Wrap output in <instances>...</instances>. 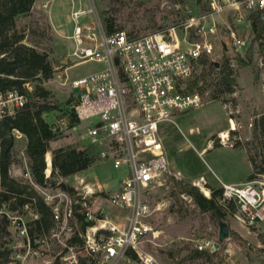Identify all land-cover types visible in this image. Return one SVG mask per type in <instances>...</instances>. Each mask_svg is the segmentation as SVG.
I'll list each match as a JSON object with an SVG mask.
<instances>
[{"label":"rangeland","instance_id":"obj_1","mask_svg":"<svg viewBox=\"0 0 264 264\" xmlns=\"http://www.w3.org/2000/svg\"><path fill=\"white\" fill-rule=\"evenodd\" d=\"M81 1L84 7L88 8L87 0ZM89 1L97 7L104 27L105 12H108L116 27L119 26L121 31L135 37L178 25L186 19L189 9H195L194 0ZM45 4L47 0H36L31 15L18 20L17 30L25 34L26 45L36 47L38 51L50 55L56 72L53 80L45 83V87L55 96L58 105L66 106L73 96L71 82L98 72L103 66L91 61L80 63L67 57L74 49V42L70 43L68 39L74 26L70 16L72 10L70 0H53L47 8L44 7ZM77 7L79 8L78 4ZM257 43L254 35L250 34L246 49L238 52L228 51L237 69L234 95H222L218 99H213L216 78L211 73L205 79L202 94L208 104L197 110L177 114L171 122L161 125L160 137L166 149L170 168L169 172L163 175L160 184L144 193V200L150 205L152 215L144 221L149 229L141 239L138 251L123 250L115 257H110L104 250L93 253L89 246L99 245L108 236L104 233L108 231L97 230L94 238L93 227L77 236L83 242L84 250L79 244L74 243L70 246L68 241L77 233V225L71 223L72 217L69 216V212L71 206L78 201H73L59 188L36 186L53 207L60 209L65 220L56 223V230L49 237L50 242L42 244L40 254L34 257L28 255L22 260L23 263L52 264L56 258H60L59 255L65 254L64 259L68 264H80L81 260L85 264H145L146 257H152L155 264H264V243L261 239L264 238V201L252 208L253 215L242 212L237 204V213L225 220L230 226V237L215 252L217 255L213 263L201 259L187 260L190 251L197 249L204 240L218 241L219 220L211 213L201 211L192 198L183 193L182 186L176 183L182 181L197 186L196 183L204 179L201 183L210 193L209 186L215 189L222 188L220 180L225 183L248 182L247 177L253 171L248 156L254 153L257 145L253 139L255 125L258 129L259 143L264 142V60L262 64ZM220 44L221 40L218 48ZM220 53L219 49L218 54ZM238 58H242L245 64H240ZM65 70L67 75L63 74L62 79H59L58 76ZM203 73L204 69L200 68L193 79H202L200 76ZM207 74L206 71L205 76ZM221 99L229 103L235 99L237 104L233 109L231 103L232 110L225 109ZM58 114L59 112H53L46 119L50 123L58 122L60 121L57 118ZM230 119L236 123V129L232 131ZM83 125L79 124L76 129L62 132L61 139L53 142L50 148L54 150L66 145L77 148L90 147L82 138ZM222 132H227L230 140L228 144H232L233 147L222 145L219 137ZM211 139L221 147L214 148ZM237 141L242 144V148L234 147ZM208 142L212 145L201 156L199 153ZM25 145V138L16 139L14 150L16 163L12 165L10 174L16 179L32 182L26 175L28 163L26 166L22 156ZM47 175L46 173V177ZM125 176L122 171L116 170L111 162L99 160L90 171L59 181L72 186L77 193L79 192L76 195L78 197L84 187L79 182L84 179L85 185L99 193L86 198L91 201L92 207L89 212L92 219L95 222L102 220V223L110 221L122 230L131 212L113 206L110 198L118 193L121 180ZM201 176L204 178L197 181ZM256 181L260 187L261 183L264 184V177ZM97 182L109 184L107 190L99 191L95 184ZM197 188L205 196L200 187ZM32 212L20 208L17 213L10 216L18 215L27 223L32 219ZM97 224L98 222L95 227L99 225ZM232 231L237 232L243 241L233 239ZM114 235H119V232ZM18 243L21 247L24 246L22 239ZM130 252L136 254V260L128 257ZM49 261L51 263H48ZM62 261L65 262L64 260L60 262Z\"/></svg>","mask_w":264,"mask_h":264},{"label":"built area","instance_id":"obj_2","mask_svg":"<svg viewBox=\"0 0 264 264\" xmlns=\"http://www.w3.org/2000/svg\"><path fill=\"white\" fill-rule=\"evenodd\" d=\"M52 1L47 0L44 7L47 8ZM70 2L74 29L72 37L68 39L73 40L74 49L67 57L80 63L95 62L103 68L71 82L73 96L68 105L62 107L64 111H57L60 121L51 124L54 131L61 133L84 124L82 138L89 143L88 148L95 151L100 161L111 162L116 170L126 175L121 180L118 193L110 198L113 206L131 212L122 230L110 221L102 223V220H96L99 225L95 227L96 222L89 212L91 201L86 199L95 191L85 185L84 179L79 182L84 186L80 192L82 196H78L83 208L80 212L95 222L94 238L97 230L108 231L104 232L108 233L104 241L96 245L93 239L96 246L89 248L93 253L104 250L110 257H115L123 250L138 251L141 239L148 233L149 228L144 221L152 215V209L144 200V193L160 184L170 168L160 137L161 125L171 122L177 114L208 104L202 95L205 79L211 73L217 79L225 60L230 62L235 77L237 69L228 51L246 49L250 34L257 39L263 64L264 0H201L198 5L194 0L195 9H189L188 16L181 23L140 37L130 36L125 31L108 34L94 3L87 0L86 8L81 0ZM204 6L206 10H202ZM253 14L260 15L261 19L257 31H253ZM205 62L208 74L204 80H198L201 90L191 92L189 82L197 70L204 69ZM216 63L218 67L214 65ZM66 73L65 70L58 78L62 79ZM26 102V97L18 91L0 93V121L14 116ZM231 103H225L224 108L232 110ZM71 111L75 113L76 122L71 119ZM219 137L223 146L229 145L228 137ZM14 138L24 136L15 132ZM229 146L233 147L232 144ZM22 156L27 166L24 151ZM50 173L47 177H50ZM26 175L32 181L29 168ZM257 183L256 180L242 185L221 182L223 199L235 200L242 212L253 215L252 208L264 201V184L258 187ZM95 184L101 192L108 188V185ZM22 209L32 212L28 205ZM54 212L58 224L65 220L59 208L54 207ZM32 213V219L26 223L18 215L10 216L12 213L7 211L5 204L0 207V264H25L22 260L28 255H39L42 244L50 242L49 237L55 228L43 237L30 235L31 224L39 219L37 214ZM72 215L71 206L69 216ZM5 227L6 230H3ZM116 232L119 235H114ZM20 239L24 241L23 247L18 243ZM213 245V241L204 240L197 249L206 251ZM81 247L85 249L84 244ZM64 256L59 255L60 258H56L52 264L58 259L65 261ZM61 263L68 264L66 261ZM155 263L152 257L145 258V264Z\"/></svg>","mask_w":264,"mask_h":264},{"label":"trees","instance_id":"obj_3","mask_svg":"<svg viewBox=\"0 0 264 264\" xmlns=\"http://www.w3.org/2000/svg\"><path fill=\"white\" fill-rule=\"evenodd\" d=\"M35 2L36 0H0V93L18 91L27 99L25 106L14 116L5 117L0 121V207L5 204L7 211L14 214L28 205L39 216V219L31 224L29 232L32 237L39 238L50 234L57 222L53 205L40 194L36 186L59 188L73 201H79L80 198L76 197L75 189L64 181L91 170L99 162V158L91 148H77L71 145L54 150L50 148L53 142H57L63 136L61 132L54 131L52 124L46 119L50 113L64 111L63 105H58L55 96L45 87V83L53 80L56 70L50 60V55L38 51L36 47L26 45L24 43L25 34L17 30L18 20L31 15ZM202 10H206V6L202 7ZM251 18L253 31H257L261 24L260 15L253 14ZM104 21L108 34L121 31L119 26H115L108 12H105ZM237 61L245 64L242 58H238ZM229 64L230 62L225 60L221 66L215 83L216 90L213 93V99H218L222 95L232 96L236 93L234 87L237 82ZM207 67L205 62L204 73L200 76L201 80L206 77ZM198 80L200 79L189 82L188 89L191 92L201 90ZM225 103L227 102L222 100V104ZM232 103L235 107L237 101L233 99ZM70 114L71 119L76 122L75 113L71 111ZM15 132H19L25 138L24 153L32 182L16 179L10 174L12 165L16 163ZM253 139L257 145L254 153L248 156L253 169L247 178L248 182L264 177V142L259 143L257 125L253 132ZM211 141L214 143V148L221 147L214 139ZM234 147L242 148V144L237 141ZM50 152L52 170L51 176L46 177V155ZM176 183L182 186L183 193L191 197L201 211L211 213L217 220H226L237 213L236 201L224 200L222 188L215 189L209 186L211 196L208 198L191 183L182 181ZM82 209L80 202L72 205L71 223L74 226L77 225V233L68 241L70 245L74 243L82 245L83 242L77 237L78 234H84L89 227L95 225V222L89 220L85 213L80 212ZM5 222H7L6 219ZM3 230H6V227ZM231 237L243 241L237 232L232 231ZM261 239L264 243V238L261 237ZM216 255V253L212 254L210 249L206 251L194 249L190 251L187 260L201 259L213 263ZM128 257L133 260L137 259L136 254L131 252ZM83 263L82 261L81 264ZM54 264L62 263L58 259Z\"/></svg>","mask_w":264,"mask_h":264},{"label":"water","instance_id":"obj_4","mask_svg":"<svg viewBox=\"0 0 264 264\" xmlns=\"http://www.w3.org/2000/svg\"><path fill=\"white\" fill-rule=\"evenodd\" d=\"M195 1L197 5L201 2V0H195ZM214 65L216 67L219 66L218 63ZM46 161H47V158H46ZM229 237H230V226L228 222L225 220H219V237H218V241L214 242V245L211 248V253L217 252L220 249L221 244L225 242L227 239H229Z\"/></svg>","mask_w":264,"mask_h":264},{"label":"bare ground","instance_id":"obj_5","mask_svg":"<svg viewBox=\"0 0 264 264\" xmlns=\"http://www.w3.org/2000/svg\"><path fill=\"white\" fill-rule=\"evenodd\" d=\"M231 126H232V130H235L236 129V123L233 121V120H231ZM220 136H222L223 138H227L228 137V135H227V132H222L221 133V135ZM210 145V144H209ZM212 145V144H211ZM47 165H48V169H47V174H49L50 172H51V167H52V155H50V154H48L47 155ZM202 180L200 181V182H197L196 183V185L198 186V187H200V189H201V191H203V193L205 194V196H209L210 195V193H209V191H208V189H206L203 185H202ZM95 228V227H94ZM100 230V229H99Z\"/></svg>","mask_w":264,"mask_h":264},{"label":"crops","instance_id":"obj_6","mask_svg":"<svg viewBox=\"0 0 264 264\" xmlns=\"http://www.w3.org/2000/svg\"><path fill=\"white\" fill-rule=\"evenodd\" d=\"M53 2V1H52ZM52 2L50 3V4H52ZM51 7V6H50ZM73 29H74V27L72 28V32H71V34L69 35V37L71 38L72 37V35H73ZM69 41H70V43H72L73 42V40L72 39H69ZM68 49H71V48H68ZM72 50V49H71ZM71 52V51H70ZM231 131H232V129H231ZM210 144V145H209ZM210 146H211V142H208V144H207V146L205 147V148H203L202 149V151L199 153L201 156H203L204 154H205V152H206V150L208 149V148H210ZM208 152H209V150H208ZM48 154H50V153H48ZM47 154V155H48ZM47 155H46V158H47ZM48 166V165H47ZM48 169V168H47ZM90 171V170H89ZM47 172V171H46ZM251 173H252V171H251ZM250 173V174H251ZM201 178H204V177H200L199 179H197V181H199ZM248 178V177H247ZM220 182H222V180H220ZM219 183V182H218ZM223 183H225V182H223ZM246 183H247V181H246ZM226 184H233V185H242V184H245V182H236V183H226ZM105 186L106 185H108L109 186V184H104ZM209 197V196H208Z\"/></svg>","mask_w":264,"mask_h":264}]
</instances>
